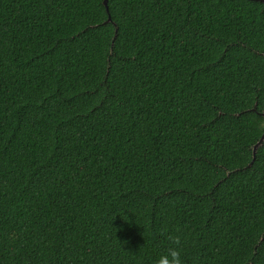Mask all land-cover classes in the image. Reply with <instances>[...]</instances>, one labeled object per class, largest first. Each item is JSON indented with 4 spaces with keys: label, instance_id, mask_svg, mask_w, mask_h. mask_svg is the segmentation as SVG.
<instances>
[{
    "label": "trees",
    "instance_id": "trees-1",
    "mask_svg": "<svg viewBox=\"0 0 264 264\" xmlns=\"http://www.w3.org/2000/svg\"><path fill=\"white\" fill-rule=\"evenodd\" d=\"M104 2L0 0V264H264V2Z\"/></svg>",
    "mask_w": 264,
    "mask_h": 264
},
{
    "label": "clouds",
    "instance_id": "clouds-1",
    "mask_svg": "<svg viewBox=\"0 0 264 264\" xmlns=\"http://www.w3.org/2000/svg\"><path fill=\"white\" fill-rule=\"evenodd\" d=\"M167 239L169 241V246L164 253L158 257L155 264H183L181 260V252L179 250L181 238L170 234Z\"/></svg>",
    "mask_w": 264,
    "mask_h": 264
},
{
    "label": "water",
    "instance_id": "water-1",
    "mask_svg": "<svg viewBox=\"0 0 264 264\" xmlns=\"http://www.w3.org/2000/svg\"><path fill=\"white\" fill-rule=\"evenodd\" d=\"M262 1L264 2V0H262ZM104 3H105V6L108 8V0H105ZM109 22H111V19H109ZM263 143H264V134H263L261 140L254 147V150H253L254 160H255V156H256V152H257L258 148L261 147Z\"/></svg>",
    "mask_w": 264,
    "mask_h": 264
}]
</instances>
